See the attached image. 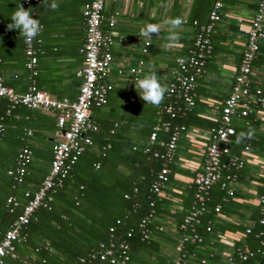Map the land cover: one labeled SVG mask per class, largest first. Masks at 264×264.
<instances>
[{"label": "crops", "instance_id": "obj_1", "mask_svg": "<svg viewBox=\"0 0 264 264\" xmlns=\"http://www.w3.org/2000/svg\"><path fill=\"white\" fill-rule=\"evenodd\" d=\"M213 1L205 0L202 4V0H177L176 5V0H105L104 13L114 18V24L108 30L113 39L110 46L112 70L108 75L112 87L100 115L113 120L122 135L135 144L149 143V125L159 118L162 104L154 108L146 103L140 97L139 89L136 90L135 81L154 69L160 82L168 87L177 57L186 55L191 48L193 28L191 24L183 23L177 30L180 32L179 47L166 49L169 26L163 22L169 17L188 20L192 14L207 20ZM56 2L59 8L55 11L43 5L42 0L35 9L42 28L39 87L52 98L74 99L79 84L77 70L83 64L81 48L86 31L83 9L88 0ZM257 2L224 0L221 17L212 30L211 55L196 82L195 105L179 119L178 124H184L185 130L179 135L175 153L167 164V182L158 195V199L166 200L164 204L170 211L159 225L165 233L158 237V254L165 258V263L170 264L178 253L175 243L180 236H177L178 221L190 208L193 179L203 167L211 129L219 124L224 99L233 84L245 47L244 31L250 25ZM148 22L161 24L160 33L150 40L138 35ZM7 40L9 53L0 61V76L6 85L21 93L28 89L31 79L23 66L24 55L15 50L17 40L13 36ZM145 41L149 44L144 52ZM132 67L137 72H130ZM250 86L251 91L262 90L263 102L254 106L247 116H242L239 111L233 114L227 141L230 154L242 157L244 164L232 169L236 174L230 184L232 195L229 196L217 183L212 186L207 209L211 216L204 226L211 229H202L201 233L197 229L203 243L194 249L195 253L186 255L189 262L195 259L199 264H246L237 259L235 250L248 245L246 229L253 227L254 220L259 217L264 195V38L252 61ZM250 128L254 130L253 138L238 143L239 133ZM56 132L59 135V129ZM216 206H219L217 212ZM229 257L233 260L229 261ZM201 259H205V263H201Z\"/></svg>", "mask_w": 264, "mask_h": 264}, {"label": "trees", "instance_id": "obj_2", "mask_svg": "<svg viewBox=\"0 0 264 264\" xmlns=\"http://www.w3.org/2000/svg\"><path fill=\"white\" fill-rule=\"evenodd\" d=\"M18 1L0 0V61L7 57L9 53L7 39L13 36L17 40L16 52L24 55L23 66L27 76H31L35 85L39 87L42 28L36 37L40 41L36 42L35 38L33 42L37 64L36 73L32 75L25 66L24 37L20 36L18 29L9 30L7 27L11 23L10 18L16 10ZM204 1L202 0V4L205 3ZM196 3L194 2L193 5ZM38 4L39 2L32 4L30 10L35 11ZM104 8L105 4L101 12L102 29L108 32L110 18L109 14L105 15ZM35 18L38 19L36 11ZM192 20L200 23L206 21L205 18L192 14L188 17L186 24H191ZM194 32L193 28L192 42ZM201 75L195 81L193 104L188 106L175 94L168 93L172 80L169 82L166 98L160 105L159 118L156 117V120L150 123L148 137L154 128L163 122L178 124L182 113L193 108L196 82ZM106 81L111 84L108 76ZM80 82L81 77L79 76ZM106 98L108 99V92ZM169 104H172L176 110L173 117L164 108ZM6 105L7 100L0 97V114L4 113ZM104 105H91V118L98 125V131L89 132L92 143L85 147L72 164L61 186L50 193L51 201L47 206H38L32 212L28 222L21 226L20 238L13 242V252L5 254L1 264H102L97 253L110 243L117 244L120 241L128 245L129 259L124 264H169L165 263V258L158 254L160 245L158 237H162L165 233V229L159 228V225L165 215H170L169 207L164 204L166 200L158 199L159 194L149 191L155 172L161 167V160L153 157L152 151L161 149V146L158 141L135 144L130 138L123 136L118 125L114 126L113 120L101 117L100 109ZM154 108L158 107L154 106ZM3 123L4 129L0 133V240L5 231L17 221L24 205L28 202L29 198L25 196V191L30 194L36 192L41 187L44 177L49 173L53 158V145L58 138L55 134L58 130L56 113L43 114L36 109L19 105L10 115L5 116ZM28 129L31 130L29 135L26 132ZM156 134L157 140L167 139L168 136V132L162 129L156 131ZM24 146L30 148L32 157L31 161L25 165L21 181L17 182L15 174H9L8 171L15 170L17 154ZM147 147L149 150L145 151ZM228 172L234 173L232 170ZM216 183L220 186V182ZM211 188L206 197V211L201 216L200 224L202 225H197L200 233L202 229H205V221L211 216L207 211ZM222 190L225 192L224 189ZM10 196L16 199V206L8 205L7 198ZM193 196L194 184L190 206ZM150 202L153 204L150 205ZM10 207H12L11 211ZM189 210L181 214L178 227ZM262 214L261 203L259 217L254 220V225L250 228L246 239L255 253L253 260L258 259L259 261L264 260V223L260 222ZM143 219H145V227L149 229L148 237L144 239L141 233ZM180 233L181 230H178L177 236ZM177 242L178 240L175 242L176 246ZM201 243H203V238L202 242L186 243L185 254L195 253L194 249ZM186 264L199 263L194 259L187 261Z\"/></svg>", "mask_w": 264, "mask_h": 264}, {"label": "built area", "instance_id": "obj_3", "mask_svg": "<svg viewBox=\"0 0 264 264\" xmlns=\"http://www.w3.org/2000/svg\"><path fill=\"white\" fill-rule=\"evenodd\" d=\"M38 2L40 0H19L17 6L22 4L30 10L31 5ZM104 4L105 0H90L83 9L86 35L81 48L83 64L77 70L81 82L74 100L50 97L46 91L35 85L31 76L29 77L31 84L28 89L19 93L6 85L0 76V97L7 100L4 113L0 114V133L4 129L5 116L10 115L13 109L19 105L53 114L56 113V125L59 129L58 138L53 145V158L49 173L44 177L41 187L36 192L30 194L25 191V196L29 198L28 202L24 205L17 221L5 231L0 240V264L5 254L13 252V242L19 240L21 226L28 222L32 212L38 206H47L48 202L51 201L50 193L61 186L62 180L69 172L72 164L84 151L85 147L92 143L89 132L98 131V125L91 118V105L105 104L106 94L111 89V84L106 81V78L112 65L110 46L113 39L109 32H104L102 29L101 12ZM223 5V0H214L205 22L191 21V26L195 29L192 46L186 55L178 56L176 59L177 66L173 70L168 93L181 98L186 106L193 104L192 95L195 81L204 72L205 61L212 49L211 33L215 23L221 17ZM30 11L33 18H35V11ZM182 20L183 23H187L185 18H182ZM113 24L114 18L111 17L108 25L111 27ZM244 32L246 43L237 73L229 93L224 99L219 124L211 129V140L206 148L203 167L193 179V202L179 226L181 233L177 242L178 253L170 264H186L185 244L202 241L197 231V225L200 224L201 216L206 211V197L211 186L216 182H220V187L229 196L232 195L233 188L230 184L236 179V174L228 171L238 169L244 164L242 157L230 154L227 141L233 114L239 111L242 116H247L253 111L254 106L263 102L261 89L251 91L250 74L252 61L264 38V0H258L250 25ZM39 41V38H36V42ZM33 42L34 39L31 43L25 42L24 49L26 55L25 66L32 75L36 73L35 66L37 64ZM144 44L142 50L145 52L149 42L145 41ZM181 58L182 62H178ZM130 72L135 73L137 69L132 67ZM164 108L170 116L175 115L176 110L172 104ZM161 129L168 132L167 139L157 140L156 131ZM184 130V125L172 124L166 121L151 132L149 140L151 142L158 141L159 146H161V149L152 151V156L161 160V167L155 172V177L150 183L149 191L151 193L160 194L162 192V188L168 179L169 168L167 164L172 159L179 135ZM26 132L29 135L31 130L28 129ZM148 150V147L145 148V151ZM31 157L29 147L24 146L19 150L15 170L8 171L9 174H15L17 182L21 181L25 165L31 161ZM7 203L12 207L17 205V201L13 196L7 198ZM261 203L263 214L260 222L264 223V195L261 197ZM152 204L150 202V205ZM12 207H10V211ZM214 210L219 211V206H216ZM141 227L142 238H147L149 229L145 227V219L141 221ZM205 229L209 231L211 228L206 226ZM110 230L112 231V228ZM246 232H250V228H247ZM127 250V243L120 241L117 244L110 243L99 251L97 256L102 264H124L129 259ZM235 251L236 257L240 261L247 264H264V260H253L255 253L246 244L237 247ZM228 260L232 261L233 259L229 257ZM200 262L205 263V259H201Z\"/></svg>", "mask_w": 264, "mask_h": 264}, {"label": "clouds", "instance_id": "obj_4", "mask_svg": "<svg viewBox=\"0 0 264 264\" xmlns=\"http://www.w3.org/2000/svg\"><path fill=\"white\" fill-rule=\"evenodd\" d=\"M42 4L55 11L59 8V4L56 0H42ZM31 11L26 9L22 4L16 6V10L11 15V23L8 24V29H18L20 36H23L26 43H31L41 32L40 21L37 18H33ZM164 24L169 26V33L166 37V43L164 47L168 50H173L180 45V32L177 31L183 24L182 18L176 17L167 18ZM161 31V24L159 23H146L139 30V36L144 39H151L153 35H158ZM182 62V58L178 60ZM136 90L139 89L140 97L148 104L153 106H159L165 96L167 87L163 85L157 77L156 71L150 69L147 73L142 74L141 78L135 81ZM254 130L249 129L247 132H241L237 136V142H242L246 139L253 138Z\"/></svg>", "mask_w": 264, "mask_h": 264}, {"label": "water", "instance_id": "obj_5", "mask_svg": "<svg viewBox=\"0 0 264 264\" xmlns=\"http://www.w3.org/2000/svg\"><path fill=\"white\" fill-rule=\"evenodd\" d=\"M78 86H79V84H78ZM62 131H63V130H62ZM62 131H61V132H62ZM61 132H60V133H61Z\"/></svg>", "mask_w": 264, "mask_h": 264}]
</instances>
